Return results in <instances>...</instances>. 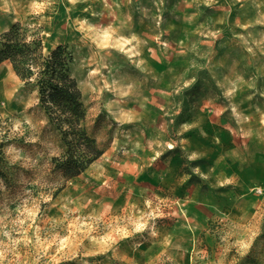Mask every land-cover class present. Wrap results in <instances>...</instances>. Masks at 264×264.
I'll return each mask as SVG.
<instances>
[{"label": "rangeland", "instance_id": "374dc122", "mask_svg": "<svg viewBox=\"0 0 264 264\" xmlns=\"http://www.w3.org/2000/svg\"><path fill=\"white\" fill-rule=\"evenodd\" d=\"M15 22L72 51L104 152L53 174L61 136L0 64V264H264V0H0Z\"/></svg>", "mask_w": 264, "mask_h": 264}, {"label": "trees", "instance_id": "16d2710c", "mask_svg": "<svg viewBox=\"0 0 264 264\" xmlns=\"http://www.w3.org/2000/svg\"><path fill=\"white\" fill-rule=\"evenodd\" d=\"M6 61L25 85L37 90L48 124L61 136L63 151L51 158V172L66 181L79 176L104 149L87 127L82 90L71 72L72 51L64 44L46 51L39 27L15 22L0 33V64ZM0 184L13 188L2 169Z\"/></svg>", "mask_w": 264, "mask_h": 264}]
</instances>
